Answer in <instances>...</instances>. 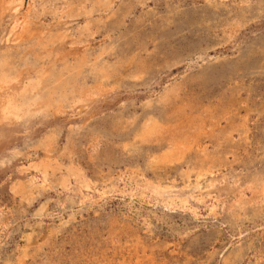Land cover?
Wrapping results in <instances>:
<instances>
[{"label":"rangeland","instance_id":"1","mask_svg":"<svg viewBox=\"0 0 264 264\" xmlns=\"http://www.w3.org/2000/svg\"><path fill=\"white\" fill-rule=\"evenodd\" d=\"M0 13V264H264V0Z\"/></svg>","mask_w":264,"mask_h":264},{"label":"bare ground","instance_id":"2","mask_svg":"<svg viewBox=\"0 0 264 264\" xmlns=\"http://www.w3.org/2000/svg\"><path fill=\"white\" fill-rule=\"evenodd\" d=\"M23 3H24V0H0V12L4 13L5 11H7V12L9 11L11 13L13 20H14V29H18V30L22 29V31L27 32L29 25L27 26V23H25V19L19 17L20 8L23 6ZM34 87H36V86H34ZM65 87H67V86H65ZM61 90L62 89H60V91ZM71 90H73V89H71ZM79 90H80V88H79ZM27 91H29V90H27ZM67 92H68V90H67ZM82 92H83V90H82ZM85 93H86V91H85ZM25 94H26V92H25ZM62 94H63V90H62ZM86 99H87V96L85 97V99L83 96V99H80V102H85V101H87ZM59 100H61V99H59ZM62 102H63V100H62ZM0 116H1V119H3V120L4 119H6V120L12 119V118L17 119L20 116V108L17 106L12 92H10L7 88H4V87H0Z\"/></svg>","mask_w":264,"mask_h":264}]
</instances>
